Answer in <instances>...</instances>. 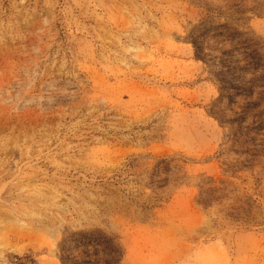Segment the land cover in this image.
<instances>
[{"label": "rangeland", "instance_id": "obj_1", "mask_svg": "<svg viewBox=\"0 0 264 264\" xmlns=\"http://www.w3.org/2000/svg\"><path fill=\"white\" fill-rule=\"evenodd\" d=\"M0 264H264V0H0Z\"/></svg>", "mask_w": 264, "mask_h": 264}]
</instances>
